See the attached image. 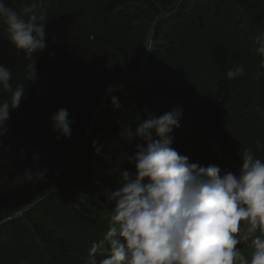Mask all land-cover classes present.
I'll return each instance as SVG.
<instances>
[{
	"label": "trees",
	"instance_id": "16d2710c",
	"mask_svg": "<svg viewBox=\"0 0 264 264\" xmlns=\"http://www.w3.org/2000/svg\"><path fill=\"white\" fill-rule=\"evenodd\" d=\"M31 2L5 0L16 9ZM37 2L47 16L43 51L26 57L0 23V64L26 90L0 136V264H90L92 243L108 229V194L120 186L116 169L135 171L125 159L150 115L182 106L173 147L190 162L235 173L245 148L264 160V56L256 52L264 0ZM239 65L245 74L229 79ZM60 108L73 124L71 138L57 142L50 116ZM45 167L50 183L22 177Z\"/></svg>",
	"mask_w": 264,
	"mask_h": 264
},
{
	"label": "clouds",
	"instance_id": "9594fccd",
	"mask_svg": "<svg viewBox=\"0 0 264 264\" xmlns=\"http://www.w3.org/2000/svg\"><path fill=\"white\" fill-rule=\"evenodd\" d=\"M43 7L32 0L16 9L0 0L6 38L26 57L46 48ZM256 44V52L264 56V37H257ZM30 67L35 72V65ZM244 74L243 65L226 73L229 79ZM11 79V70L0 64V90L10 94V100L0 101V136L26 95L25 86L13 87ZM116 90L117 85L107 88L109 93ZM111 101L119 106L116 97ZM182 114L177 106L136 126L134 137L140 142L125 159L135 171L116 169L120 186L108 194L113 204L106 213L108 229L92 243L90 264H264V160L245 148L235 173L190 162L173 147ZM50 121L57 142L71 138L73 120L66 108L53 113ZM93 146L98 154L96 141ZM257 149L264 150V145L257 142ZM33 159L38 161L40 154ZM48 172V167L25 168L22 177L50 183ZM242 241H250V258L238 247ZM97 255L102 258L97 260Z\"/></svg>",
	"mask_w": 264,
	"mask_h": 264
},
{
	"label": "rangeland",
	"instance_id": "374dc122",
	"mask_svg": "<svg viewBox=\"0 0 264 264\" xmlns=\"http://www.w3.org/2000/svg\"><path fill=\"white\" fill-rule=\"evenodd\" d=\"M147 57V56H146ZM238 247L243 251V253L250 258L251 248H246L243 244L238 245Z\"/></svg>",
	"mask_w": 264,
	"mask_h": 264
},
{
	"label": "water",
	"instance_id": "95a60500",
	"mask_svg": "<svg viewBox=\"0 0 264 264\" xmlns=\"http://www.w3.org/2000/svg\"><path fill=\"white\" fill-rule=\"evenodd\" d=\"M109 94V93H108Z\"/></svg>",
	"mask_w": 264,
	"mask_h": 264
}]
</instances>
